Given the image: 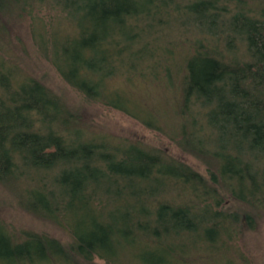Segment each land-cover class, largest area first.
<instances>
[{"label":"trees","instance_id":"16d2710c","mask_svg":"<svg viewBox=\"0 0 264 264\" xmlns=\"http://www.w3.org/2000/svg\"><path fill=\"white\" fill-rule=\"evenodd\" d=\"M12 13L79 97L164 134L203 172L99 130L24 72ZM0 20V185L66 235L0 218V264L247 262L241 229L264 216V0H0Z\"/></svg>","mask_w":264,"mask_h":264},{"label":"rangeland","instance_id":"374dc122","mask_svg":"<svg viewBox=\"0 0 264 264\" xmlns=\"http://www.w3.org/2000/svg\"><path fill=\"white\" fill-rule=\"evenodd\" d=\"M0 21L1 23L3 22L2 20ZM6 21L9 29H15L13 33H7L8 40L12 43L10 52L14 57H16V60L13 59L12 61L17 63L24 72L32 74L54 93L58 94L67 106L77 110L84 120L96 125V128L99 130H107L117 136L140 140L143 143L150 144L151 146L160 147L170 156L180 159L181 161H184L192 165L197 170L203 172L204 167L202 164H200L191 155L181 151L176 144L164 134L148 129L139 121L122 112L105 108L100 104L88 102L79 97L77 92L67 86L56 74L51 67L50 62L40 55V52L37 50L31 37L29 19L15 18L12 13L6 16ZM11 34L12 40L10 38ZM14 36H18L23 45H20L17 41L15 42V39H13ZM3 43L4 40L1 41L0 35V48ZM15 45L17 46L16 49ZM146 87L149 88V85H146ZM151 88L154 94H149L152 96L154 101L157 102V99L161 96L160 84L158 82L152 83ZM154 88L157 90H154ZM137 91L142 94L144 90L143 88H138ZM227 200L228 199H226V201ZM233 207L234 206L232 205L229 208L233 209ZM237 207H239V211L241 212L242 208L240 210V206L238 205ZM244 210L254 213L250 208ZM0 218L8 223L9 226H11L16 232L19 229H28L48 234L50 236H55L61 240L66 239V235L53 225L42 221L30 213H27L20 207L18 208L12 200L9 191L4 189L1 185ZM255 223V228H250L244 224L241 229V236H239L237 244L240 248V254L241 252L244 254V258L247 262L239 259V264H264V216L260 218L256 217ZM216 257L217 260L215 261H219L218 264H221V254H217ZM148 260L156 261V258H150ZM84 264H103V262L101 260H97L95 263L87 262Z\"/></svg>","mask_w":264,"mask_h":264}]
</instances>
